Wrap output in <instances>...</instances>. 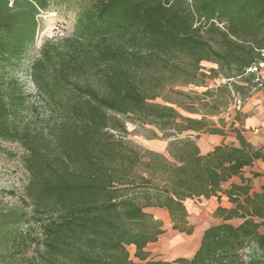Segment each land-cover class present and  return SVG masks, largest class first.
Listing matches in <instances>:
<instances>
[{
	"label": "trees",
	"instance_id": "16d2710c",
	"mask_svg": "<svg viewBox=\"0 0 264 264\" xmlns=\"http://www.w3.org/2000/svg\"><path fill=\"white\" fill-rule=\"evenodd\" d=\"M52 6L73 11V29L45 42L28 68L46 113L30 121L29 96L12 74ZM261 63L264 0H0V140L25 152L30 209L29 219L1 212L0 264L8 247L22 260L32 247L27 264H264V186L252 192L244 177L264 150L235 126L264 92L253 71ZM235 101L227 126L221 114ZM127 123L148 127L144 137L166 142L165 153L123 139ZM201 134L237 144L203 153ZM232 178L241 183L223 189ZM222 195L231 207L214 210L219 223L204 229L192 257L148 259L164 233L149 210L191 235L185 202ZM30 221L37 236L20 231Z\"/></svg>",
	"mask_w": 264,
	"mask_h": 264
},
{
	"label": "rangeland",
	"instance_id": "374dc122",
	"mask_svg": "<svg viewBox=\"0 0 264 264\" xmlns=\"http://www.w3.org/2000/svg\"><path fill=\"white\" fill-rule=\"evenodd\" d=\"M37 32L35 36V41L33 46L27 51L26 55L22 59L18 71L14 72L12 75L24 90V93L28 95L24 108L22 109V116L26 120H34L37 118L43 119L46 115L42 101L35 93L34 87L28 76V68L31 63L39 57V52L42 45L47 41H58L72 33L73 23H74V13L71 9L65 8L63 6H52L48 11L41 12L37 17ZM208 66V65H205ZM260 72L264 75V67L260 69ZM218 83V82H217ZM209 86H212L211 82H208ZM190 90L201 92L204 89L190 87ZM247 103V101L245 102ZM245 105V104H244ZM243 107V106H242ZM238 105L237 101L233 102L229 106L226 112L221 114V118L225 120L227 126L232 122L235 114L237 112ZM241 115L239 121L236 122L235 126L244 125V117L242 113V108L239 109ZM39 127V126H37ZM127 134L123 139L130 140L144 149H149L152 151L165 153L167 143L160 140H147L144 136H150L148 133V127H140L138 125H133L130 123L126 124ZM243 130V129H242ZM119 137V135H117ZM246 137V135L244 134ZM197 144L201 148V152L205 153L211 150L217 144H233L236 145V141L233 137H226L219 139L214 142L211 140V136L208 134H201L196 140ZM204 147H207L203 149ZM25 152L22 147L17 143H10L0 140V214L3 211H13V212H24L27 213L26 219L30 217V209L22 204L24 199V187L27 183L28 174L24 170L23 158ZM185 206L188 212V224L192 226V234L186 235L184 233H177L171 229V223L166 211L153 209L149 212L158 220L162 222V228L164 233L158 238L155 243L149 244L146 250L149 252L148 259L154 260H165L171 261L175 258L183 257L190 258L191 252H189V244L179 242L178 239H171V234L177 233L186 239H191V236L195 234L196 231H202L203 229L219 223L218 219L213 217L215 201L212 203L209 200L193 199L186 201ZM31 220V219H30ZM237 224V221H233ZM20 231L23 236H37L39 229L33 221L29 223H23ZM165 238H162L163 236ZM196 244V239L194 240ZM195 248V246H194ZM19 249L8 247V251L5 255V262L1 264H27L30 262V257L32 256V247H28L27 250L23 249V260L19 257ZM130 257L133 258L134 248H128ZM178 251L181 255L173 256L172 252Z\"/></svg>",
	"mask_w": 264,
	"mask_h": 264
},
{
	"label": "crops",
	"instance_id": "0c3cea01",
	"mask_svg": "<svg viewBox=\"0 0 264 264\" xmlns=\"http://www.w3.org/2000/svg\"><path fill=\"white\" fill-rule=\"evenodd\" d=\"M261 77L264 79L263 73L260 72ZM242 113L244 116V125L241 126L243 129L242 134L246 135L247 141L256 149L264 150V92L259 91L254 94L251 98L247 100V103L242 107ZM211 140L216 142L220 136L210 135ZM218 145V144H217ZM200 147V146H199ZM207 147H204L205 149ZM201 149V148H200ZM252 173L259 174L257 177H252ZM244 177L250 178V186L252 192H261V187L264 186V162L256 161L253 166L244 168ZM240 184L241 181L239 178H232L227 183L223 185V189H228L231 184ZM206 200V199H205ZM211 203L215 201L216 209L218 206L224 208H230L231 204L229 203L227 197L222 195L220 202L216 198L212 197L208 199ZM186 203V202H185ZM204 229L202 231H196L195 234L191 236V239H186L182 236H179L177 233L171 234V239H178L179 242H185L189 244V252H191V257L198 249L200 244V238L202 236ZM168 235L163 236L165 238ZM196 239V244L194 240ZM195 246V248H194ZM173 256L181 255L178 251L172 252Z\"/></svg>",
	"mask_w": 264,
	"mask_h": 264
},
{
	"label": "built area",
	"instance_id": "2783aa9c",
	"mask_svg": "<svg viewBox=\"0 0 264 264\" xmlns=\"http://www.w3.org/2000/svg\"><path fill=\"white\" fill-rule=\"evenodd\" d=\"M262 67H264V63H261V64L258 65V67L253 68V71H257V69L260 70Z\"/></svg>",
	"mask_w": 264,
	"mask_h": 264
}]
</instances>
